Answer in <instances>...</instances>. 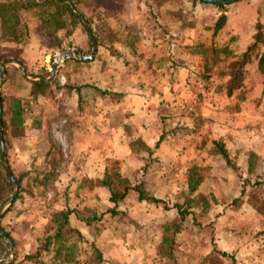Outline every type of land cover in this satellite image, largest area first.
Masks as SVG:
<instances>
[{"label": "crops", "instance_id": "1", "mask_svg": "<svg viewBox=\"0 0 264 264\" xmlns=\"http://www.w3.org/2000/svg\"><path fill=\"white\" fill-rule=\"evenodd\" d=\"M126 4L129 12L116 9L109 18L105 11L90 23L93 31L96 26L101 31H97L99 47L94 59H67L54 79L46 82L49 86L44 91L34 88V81L27 80L18 67L7 70L2 85L3 121L13 173L33 175L50 161L58 162L56 168L47 170L56 177L54 185L46 192L37 184L30 189L26 186L25 193L34 198L17 201L4 217L3 225L14 230L11 236L16 245L7 264H152L157 255L150 250L147 237L152 222L147 211L155 203L140 201L131 191L124 202L115 205L104 185L107 174L132 186L143 181L148 194L164 201L160 204L172 216L182 207L167 205L164 199L167 194L185 193L186 173L195 170L200 155L194 151L182 154L177 137L158 120L192 105L185 98H192L194 82L200 79L202 56L195 46L201 43L196 39L202 34L213 39L216 12L199 5L195 10V3L188 12L184 0H126ZM258 23L264 27L263 12L252 20L253 25ZM255 31L249 37V27L246 32L230 27L234 38L246 42L243 52L253 42ZM70 41L72 45L65 50L90 53L84 26L75 28ZM3 45L16 51L9 58L23 62L31 74L47 75L58 51L41 41L35 30L25 46ZM137 142L157 152L137 153L132 148ZM110 163L118 164L120 172L113 173ZM123 190L117 187L118 192ZM40 194L48 195L45 209L51 213L74 211L67 227L78 230L83 238L74 233L63 241V247L50 239L49 251L42 248L40 236L34 233L35 224L47 222L41 215L46 202ZM114 208V214L109 212ZM126 214L127 219L119 217ZM109 220L128 222L123 242L114 238L112 226H103ZM199 260L193 257L195 264Z\"/></svg>", "mask_w": 264, "mask_h": 264}, {"label": "rangeland", "instance_id": "2", "mask_svg": "<svg viewBox=\"0 0 264 264\" xmlns=\"http://www.w3.org/2000/svg\"><path fill=\"white\" fill-rule=\"evenodd\" d=\"M78 1L79 9L94 22L105 11L110 18L116 9L120 13L123 9L129 12L130 8L126 0ZM184 1L188 5V12L191 3H195V10L198 5L215 10L213 13L216 12V23L222 14H227L231 22H227L222 31L213 35V39L211 35L206 37L202 34L197 37L196 41L201 45L195 48L200 50L202 56L199 65L200 79L194 82L192 98H185L192 105H186L187 111L182 108V111H178L179 114L177 112L175 116H162L158 120L162 127L168 126L171 136L177 137V146L181 147L182 154L194 151L200 158L196 159L195 170L186 173L185 193L167 194L168 199H164L167 205H182L191 215L182 221L179 211H174L172 216L167 213L170 209L162 204H155L147 211L152 219L148 224L150 229L147 237L150 240V250L153 255H157L153 257L152 264H195L193 257L196 255L200 257L197 264H233L229 257L224 258L217 251L234 256L238 264H264V76L256 61L247 65L243 87L235 92L234 97L229 98L226 93L232 64L246 48V42L232 36L230 27H242L245 32L249 27L250 37L257 28L252 20L258 13H264V0H239L224 7L200 0ZM23 17L33 30L37 28L38 20L35 15ZM98 35L100 36L99 33ZM103 37L108 40L107 35ZM66 39L65 46L72 44L70 37ZM2 51L5 57L16 55V51L3 44L0 45V52ZM61 52L58 51L55 55ZM257 53L254 51L252 56ZM1 67L0 62V70ZM153 105L155 107L157 104ZM215 141L226 145L236 170L229 167L217 153ZM132 148L137 153L146 152V146L139 142ZM152 151V154L157 152L155 147ZM110 167L113 173L120 172L118 164L110 163ZM30 185V181L24 184L27 189H30ZM39 197L42 202L44 199L46 202L42 206L41 215L47 222L41 220V223L35 224L34 233L40 236L44 247L48 237H52L49 234L54 232L48 228L52 214L45 209L49 203L48 195L40 194ZM119 217L127 219L128 215ZM103 226H112L114 238L122 242L125 240L124 235L128 234L129 225L126 220L105 221ZM13 231L11 229L9 232ZM75 240L77 241L76 238ZM75 248L72 249L73 252Z\"/></svg>", "mask_w": 264, "mask_h": 264}, {"label": "trees", "instance_id": "3", "mask_svg": "<svg viewBox=\"0 0 264 264\" xmlns=\"http://www.w3.org/2000/svg\"><path fill=\"white\" fill-rule=\"evenodd\" d=\"M79 3L80 2L78 0H74L76 8L82 13V15L87 17L89 22L93 25L94 20H92L89 16H87L83 11L79 9ZM216 6L224 7V5L220 4ZM24 15H35L37 17L38 23L35 32L49 48L58 51H63L66 47L72 45L71 43H69L65 46V39L66 37L72 36L75 28L82 25L80 20L71 13L68 0H0V45L9 43L16 44L18 46H25L32 41L34 30L29 25V23L26 22L27 20L24 19ZM226 23L227 16L225 14H222L214 28V35H217L218 32H220L225 27ZM98 28L100 27L96 26V31L94 30V34L97 39ZM61 33H65V35L62 36ZM254 51H257L258 53L255 56H252V53ZM10 60L13 59L5 57L3 51L0 52V62L2 65ZM253 60L257 61L258 67L264 76V27L261 23H258L257 25L253 42L248 46L247 50L241 55V57L235 60L232 64L233 68L231 70V73H229V78L227 79L226 85L227 97H234L235 92L243 87L245 69L248 64L253 62ZM32 83L34 84V88L41 91H44L49 86V83H46L44 81H34ZM37 94V90H34L33 95L36 96ZM241 100L244 101V99ZM3 127L5 131L4 121ZM160 141L157 143L156 147L159 146ZM214 146L217 153L224 159L227 165L236 170L235 165L233 164L230 154L226 148V145L223 142L215 141ZM146 151L152 153V150L148 147H146ZM57 163V159L50 161L49 164L44 165L42 168L34 170L32 172L33 175L30 172L22 173L21 175H16L14 173L20 188V192L16 199V202L19 200L25 201L27 196H32V194L25 193V181H30L31 184H37L40 188L42 187L43 192L48 191L54 185L56 177L51 173H47V170L50 169L51 166L52 168H56ZM116 183L118 185H116ZM104 185L109 189L110 201L115 205H118V203L120 202H124L131 191H134L138 194L140 201H151L155 204L164 202L161 199L150 196L145 189L143 181L137 185L132 186L128 183H125V181L120 177H118L116 180L113 175L107 174V177L104 180ZM118 186H121V188H123L124 190L122 192H118ZM13 190V184L5 169L0 148V211L13 194ZM13 208L14 205L10 210H12ZM178 209L182 215V221H184L187 216L191 215V213L185 211L181 206H179ZM109 212L114 214L116 212V209L114 208ZM73 213L74 211L65 209L62 211L53 212L50 215L51 223L48 228L50 227L55 235L54 237H50L49 239H47L46 246L42 247L45 251H49L48 245L50 244V239L54 240L53 244H58L63 247V241L73 233H77L80 238H83L78 230L67 227V223ZM192 219L194 220L195 217H193ZM3 228L11 237L15 245V241L12 238L9 230H7L4 225ZM8 252L9 247L4 238L0 235V260L4 259ZM217 253L224 258L229 257L233 261V264H238L234 256H230L226 252L221 251H217Z\"/></svg>", "mask_w": 264, "mask_h": 264}, {"label": "water", "instance_id": "4", "mask_svg": "<svg viewBox=\"0 0 264 264\" xmlns=\"http://www.w3.org/2000/svg\"><path fill=\"white\" fill-rule=\"evenodd\" d=\"M200 1L205 2V3L214 4V5L220 4V5L227 6V5H231L233 3H236L239 0H200ZM68 4H69L71 13L73 15H75L80 20V22L85 27V29L88 33L90 43H91V51L88 55L83 54L77 48H70V49H67V50L59 53L58 55H54L52 57L51 71H49V73L47 75L31 74L28 71L27 66L23 62L15 61V60L5 62L2 65L1 70H0V148H1V154H2L5 169H6L8 175L12 181L13 188H14L13 194L11 195V197L9 198V200L7 201L5 206L0 211V235L4 238V240L6 241L8 247H9L8 254L6 255V257L4 259L0 260V264H7L9 262V260L15 254V245H14L11 237L8 235L6 230L3 228L2 221H3L4 217L6 216V214L8 213V211L15 204L16 199H17L19 192H20L18 181H17V179H16V177L12 171L11 165H10L9 160H8V153H7V148H6L4 127H3V97H2L1 85L6 78L7 70L10 66L18 67L20 69V71L23 72V74L27 80L50 82L51 80L54 79V77H55L58 69L60 68V66H62V64L67 59L74 58V59H77V60H80L83 62L90 61V60L94 59V57L96 56V54L98 52L99 44H98V40L94 34L92 25L90 24L89 20L78 11V9L76 8V6L74 4V0H68Z\"/></svg>", "mask_w": 264, "mask_h": 264}]
</instances>
